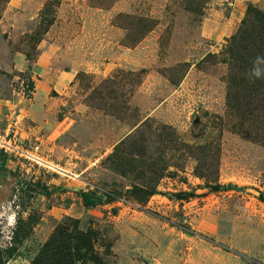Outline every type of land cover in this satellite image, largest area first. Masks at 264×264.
Instances as JSON below:
<instances>
[{
  "label": "rangeland",
  "instance_id": "obj_1",
  "mask_svg": "<svg viewBox=\"0 0 264 264\" xmlns=\"http://www.w3.org/2000/svg\"><path fill=\"white\" fill-rule=\"evenodd\" d=\"M249 4L264 12V0H8L0 245L17 256L7 264H27L65 217L96 232L102 264H264V126L240 127L226 108L222 61ZM46 47L41 90L31 66ZM16 54L29 69L13 67ZM33 146L63 171L16 153ZM216 184L231 187L206 192Z\"/></svg>",
  "mask_w": 264,
  "mask_h": 264
},
{
  "label": "trees",
  "instance_id": "obj_2",
  "mask_svg": "<svg viewBox=\"0 0 264 264\" xmlns=\"http://www.w3.org/2000/svg\"><path fill=\"white\" fill-rule=\"evenodd\" d=\"M7 2L8 0H0V11ZM223 52L222 61L228 65L226 108L233 113L240 127H252L256 124L255 128L264 126V78L253 81L248 76L253 60L257 56H264L262 10L251 4L247 6L244 18L228 38ZM225 187L231 186L207 185L206 192H216ZM79 196L87 207L97 201L87 192H80ZM258 199L264 203L262 193ZM96 241L97 234L93 229H83L78 219L65 217L27 264H102L95 247ZM16 250L13 244L0 245V264H7L10 259L15 258Z\"/></svg>",
  "mask_w": 264,
  "mask_h": 264
},
{
  "label": "crops",
  "instance_id": "obj_3",
  "mask_svg": "<svg viewBox=\"0 0 264 264\" xmlns=\"http://www.w3.org/2000/svg\"><path fill=\"white\" fill-rule=\"evenodd\" d=\"M56 54V53H54ZM52 56L51 49L49 47H46L41 50L39 53L36 61L31 66V71L34 73L35 77L39 78V87L44 89L47 87L49 81H50V75L48 74V70L50 69L48 66L50 62V57ZM13 67L17 69V71H25L28 69V63L25 61V59L20 55L16 54L13 59ZM64 74H68L65 71H63ZM59 75H57V81H61L63 77H67L65 75H62L61 72H58ZM71 75V74H70Z\"/></svg>",
  "mask_w": 264,
  "mask_h": 264
},
{
  "label": "built area",
  "instance_id": "obj_4",
  "mask_svg": "<svg viewBox=\"0 0 264 264\" xmlns=\"http://www.w3.org/2000/svg\"><path fill=\"white\" fill-rule=\"evenodd\" d=\"M11 140H6V134H0V149L4 152L11 151ZM16 153H19L26 161L29 163L35 164L38 167L45 168L54 173L62 172L63 169L55 164L53 161H50L43 157L41 152L39 151V146H33L29 149L24 148H16Z\"/></svg>",
  "mask_w": 264,
  "mask_h": 264
},
{
  "label": "clouds",
  "instance_id": "obj_5",
  "mask_svg": "<svg viewBox=\"0 0 264 264\" xmlns=\"http://www.w3.org/2000/svg\"><path fill=\"white\" fill-rule=\"evenodd\" d=\"M252 65L248 73L249 79L254 81L255 79L264 78V56H257L253 60ZM17 223V213L13 211L12 214L7 217V224L4 227V231L7 232L9 229H14Z\"/></svg>",
  "mask_w": 264,
  "mask_h": 264
}]
</instances>
